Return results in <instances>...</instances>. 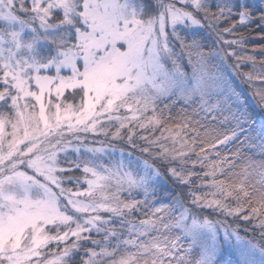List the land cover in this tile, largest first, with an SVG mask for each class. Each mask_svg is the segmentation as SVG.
Masks as SVG:
<instances>
[{
	"label": "snow or ice",
	"instance_id": "obj_1",
	"mask_svg": "<svg viewBox=\"0 0 264 264\" xmlns=\"http://www.w3.org/2000/svg\"><path fill=\"white\" fill-rule=\"evenodd\" d=\"M0 264H264V0H0Z\"/></svg>",
	"mask_w": 264,
	"mask_h": 264
},
{
	"label": "trees",
	"instance_id": "obj_2",
	"mask_svg": "<svg viewBox=\"0 0 264 264\" xmlns=\"http://www.w3.org/2000/svg\"><path fill=\"white\" fill-rule=\"evenodd\" d=\"M253 43H259V41L258 40H255V41H253Z\"/></svg>",
	"mask_w": 264,
	"mask_h": 264
}]
</instances>
